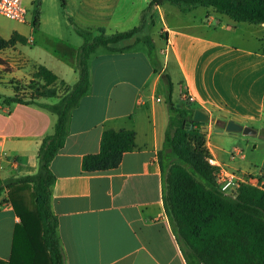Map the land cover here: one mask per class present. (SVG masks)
Wrapping results in <instances>:
<instances>
[{
  "label": "crops",
  "instance_id": "crops-1",
  "mask_svg": "<svg viewBox=\"0 0 264 264\" xmlns=\"http://www.w3.org/2000/svg\"><path fill=\"white\" fill-rule=\"evenodd\" d=\"M148 1L75 0L70 18L83 30L123 31L140 23ZM168 3L157 5L149 18L163 32L162 43L155 46L157 68L141 40L126 41L131 44L127 49L100 46L89 56V88L71 110L64 144L50 162L55 176L51 208L65 264H187L162 200L157 154L169 120L165 73L175 103L207 114L205 146L222 171L264 178V22H236L204 6L183 12ZM40 23L39 17L37 27ZM37 27L13 31L31 43L29 33ZM13 31L0 36L7 39ZM18 45L0 50V71L7 70L0 83L4 74L29 81L39 64L65 86L78 79L79 45L65 44L67 54L51 49L37 57L21 54ZM10 83L12 94L0 92V180L36 173L39 145L56 119L38 102H56L64 91L58 86L55 95L37 103L8 104L3 99L14 94ZM229 119L256 132L226 131ZM110 128L133 130L135 148L123 153L115 168L84 171L82 157L99 151L101 134ZM5 191L0 196V258L8 260L19 217L10 201L2 200Z\"/></svg>",
  "mask_w": 264,
  "mask_h": 264
},
{
  "label": "trees",
  "instance_id": "trees-1",
  "mask_svg": "<svg viewBox=\"0 0 264 264\" xmlns=\"http://www.w3.org/2000/svg\"><path fill=\"white\" fill-rule=\"evenodd\" d=\"M164 1L183 12L204 6L236 22H264V0H149L141 12L140 23L132 28L106 33L102 28L88 31L75 27L83 38L76 54V82L65 86L63 80L39 64L26 87L31 93L28 99L25 88L14 84V94L3 99L8 104L37 103L40 97L55 95L58 86L64 87L56 102H38L55 114L56 119L53 131L44 135L39 145L36 173L0 180V196L5 189L8 191V199L19 217L13 230L10 258H0V264H65L57 234L58 219L51 208L55 176L50 162L64 144L71 110L89 88V56L100 46L108 50L127 49L131 44H125L126 41L141 40L157 68L152 39L139 34L145 18H150L153 9ZM40 5L41 0H36L33 27L39 23ZM70 22L73 24L71 19ZM26 42L25 36L13 31L7 39L0 36V50ZM261 52L264 54V47ZM0 64H3L1 58ZM163 79L169 120L157 154L162 173V200L187 264H264V190L251 183L240 184L235 194L218 188L207 161L210 154L205 146L203 124L192 121V106L172 100L170 76L165 73ZM135 146L133 130L106 129L100 137L99 151L84 155L81 167L86 172L115 168L123 153ZM25 183L32 186L34 199L30 204L23 193Z\"/></svg>",
  "mask_w": 264,
  "mask_h": 264
},
{
  "label": "rangeland",
  "instance_id": "rangeland-1",
  "mask_svg": "<svg viewBox=\"0 0 264 264\" xmlns=\"http://www.w3.org/2000/svg\"><path fill=\"white\" fill-rule=\"evenodd\" d=\"M75 0H41V5L39 7L40 10V26L35 28L32 32L29 33L31 43L20 44L18 48L21 49V54H27L31 57H37L44 54V51H51V49H56L59 53L67 54L69 49L65 47V44H76L81 45L83 42L82 36L77 34L75 31L76 28L82 29L78 24L70 22V16L72 14L73 5ZM23 4L26 6L27 14H26V23H20L18 21L12 20L4 15L0 14V32L2 34H7L10 31H13L16 28L22 27L24 30H28L29 26L32 24L34 19L36 0H23ZM170 4V3H168ZM174 6V5H173ZM222 16V15H221ZM226 19V18H225ZM72 20V19H71ZM146 25L142 32L139 34L140 36H149L151 39H154L155 46H159L163 38V32L160 31L159 24L151 25L149 22V18L146 17ZM89 31V30H88ZM96 34V33H95ZM153 41V40H152ZM146 45V44H145ZM68 47V46H67ZM70 48V45H69ZM156 50V49H155ZM72 50H70L71 52ZM25 52V53H24ZM52 52V51H51ZM156 52V51H155ZM41 53V54H40ZM48 56V55H47ZM25 57V56H24ZM48 60H51V56H48ZM46 60V61H48ZM30 62V61H29ZM5 70L0 71V76L2 73H5ZM76 77H78V73L76 72ZM3 82L0 83V92L2 93H13L11 83L17 85L19 88H25V93L27 94L26 99L30 97V92L26 91V87L28 86L29 81L23 80H11V77L7 74L3 76ZM35 86V84H31ZM165 89V83L163 81L162 85ZM63 90V89H62ZM29 92V93H28ZM160 89H158V93ZM24 93V95H25ZM166 95V89H165ZM164 97V95H163ZM217 116V114H215ZM23 193L29 198L28 202L31 203V199H34L32 195V186L30 183L23 184ZM8 191L4 192L3 201L8 199Z\"/></svg>",
  "mask_w": 264,
  "mask_h": 264
},
{
  "label": "built area",
  "instance_id": "built-area-1",
  "mask_svg": "<svg viewBox=\"0 0 264 264\" xmlns=\"http://www.w3.org/2000/svg\"><path fill=\"white\" fill-rule=\"evenodd\" d=\"M0 14L20 23L26 22L27 9L23 4V0H0ZM189 102L193 101L192 96H187ZM5 154V151L1 153ZM207 161L215 177L218 188L229 194H235L237 188L242 183H251L252 185L264 190V178H251L247 176H239L234 172H224L215 160L209 156Z\"/></svg>",
  "mask_w": 264,
  "mask_h": 264
},
{
  "label": "water",
  "instance_id": "water-1",
  "mask_svg": "<svg viewBox=\"0 0 264 264\" xmlns=\"http://www.w3.org/2000/svg\"><path fill=\"white\" fill-rule=\"evenodd\" d=\"M207 120H208V116L203 110L199 108H195L193 110L192 121L200 123V124H204ZM225 130L226 131H241L244 135H251L256 132L254 128L250 126H242L232 119L227 120Z\"/></svg>",
  "mask_w": 264,
  "mask_h": 264
}]
</instances>
